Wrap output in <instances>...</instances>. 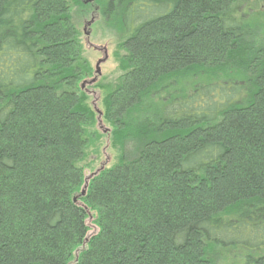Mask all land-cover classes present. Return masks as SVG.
<instances>
[{
    "label": "trees",
    "instance_id": "1",
    "mask_svg": "<svg viewBox=\"0 0 264 264\" xmlns=\"http://www.w3.org/2000/svg\"><path fill=\"white\" fill-rule=\"evenodd\" d=\"M96 1L106 135L81 0H0V264H264V0Z\"/></svg>",
    "mask_w": 264,
    "mask_h": 264
},
{
    "label": "rangeland",
    "instance_id": "2",
    "mask_svg": "<svg viewBox=\"0 0 264 264\" xmlns=\"http://www.w3.org/2000/svg\"><path fill=\"white\" fill-rule=\"evenodd\" d=\"M72 16L73 22L81 34L84 56L95 70L94 76L91 80L96 78V84H99V88L95 86H86L85 89L91 96L90 100L92 104L95 102L98 107L102 108L100 100L105 93L104 88L102 87L114 85L122 75L119 62L115 57V53L118 52L120 36L110 29L108 23L104 20L101 9L96 0H81V5L74 7ZM92 18L96 19L95 23L91 27H87L86 24L90 22ZM85 30L91 31L89 37L85 36ZM104 50L107 51L106 59ZM99 63L101 74L97 75V65ZM103 124L106 128H110L105 122ZM108 140L105 137L102 143L103 145L100 147L101 151L98 156V164L96 163L98 166L107 160L108 162L106 164L111 166L116 159L117 154L110 147ZM95 157L96 156H92L91 159H95Z\"/></svg>",
    "mask_w": 264,
    "mask_h": 264
},
{
    "label": "water",
    "instance_id": "3",
    "mask_svg": "<svg viewBox=\"0 0 264 264\" xmlns=\"http://www.w3.org/2000/svg\"><path fill=\"white\" fill-rule=\"evenodd\" d=\"M95 18H92V20L90 22H88L86 25L87 27H91L94 23H95ZM85 36L89 37L91 34L90 30H85ZM105 52V59L107 58V51L104 50ZM99 65L100 63L97 65V75H100V69H99ZM97 83V79L94 78L91 81H86L82 88H85L86 86H93ZM93 107H94V111L97 113L98 117H97V129L102 133V134H108L110 132L109 128H106L105 125L103 124V114L100 111L99 107L95 104V102H93ZM108 162V160L106 162L102 163V169L105 167L106 163ZM87 186H88V181L86 182V185L84 187V189L82 190V195L86 194V190H87Z\"/></svg>",
    "mask_w": 264,
    "mask_h": 264
}]
</instances>
